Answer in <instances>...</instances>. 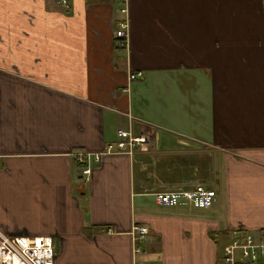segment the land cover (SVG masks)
Listing matches in <instances>:
<instances>
[{"label": "crops", "instance_id": "0c3cea01", "mask_svg": "<svg viewBox=\"0 0 264 264\" xmlns=\"http://www.w3.org/2000/svg\"><path fill=\"white\" fill-rule=\"evenodd\" d=\"M67 2L0 0V228L53 236L55 264H134L135 225L147 264H221L233 229L264 233V0ZM119 128L147 144L83 174ZM198 184L210 207L156 202Z\"/></svg>", "mask_w": 264, "mask_h": 264}, {"label": "built area", "instance_id": "2783aa9c", "mask_svg": "<svg viewBox=\"0 0 264 264\" xmlns=\"http://www.w3.org/2000/svg\"><path fill=\"white\" fill-rule=\"evenodd\" d=\"M69 7L67 0H63ZM121 17L115 20L114 36L117 46L130 51V17L127 1L120 8ZM142 71L130 70L129 81L142 77ZM120 140L110 142L103 151L97 153L77 152V160L84 165L83 173L90 175L95 163L103 156L117 152H132L137 144L148 140L144 134L133 135L131 131L119 128L116 134ZM88 179V177H87ZM217 196L213 188L198 184L191 188H181L175 191L158 192L156 200L166 206L190 205L195 208L210 207ZM112 232V228L108 229ZM134 264H147L138 256L145 252L144 244L154 242L156 237L151 229L144 225H135L132 230ZM56 246L53 236L10 235L0 228V264H55ZM221 264H264V233L245 228L233 229L230 240L222 248Z\"/></svg>", "mask_w": 264, "mask_h": 264}, {"label": "bare ground", "instance_id": "6f19581e", "mask_svg": "<svg viewBox=\"0 0 264 264\" xmlns=\"http://www.w3.org/2000/svg\"><path fill=\"white\" fill-rule=\"evenodd\" d=\"M133 135H135V134H133ZM117 140H120L119 139V137L117 136ZM116 140V141H117ZM147 144V140H146V142H144L143 144H137V145H135L133 148H132V152L130 153V152H127L128 150H124V151H122V152H117V153H112V154H123V153H126V154H134L135 153V151L137 150V148H139V147H141V148H144L145 147V145ZM107 155V154H106ZM97 164H99V163H95L94 165H97ZM92 168H94V167H92ZM91 172H92V170H91ZM84 174V173H83ZM91 174V173H90ZM171 191H175V190H171ZM160 192H167V191H160ZM156 193H158V192H156ZM156 193H155V199H156ZM156 202H157V200H156ZM158 203V202H157ZM158 204H160V203H158ZM160 205H162V204H160ZM163 206H166V205H163ZM178 206V205H177Z\"/></svg>", "mask_w": 264, "mask_h": 264}, {"label": "trees", "instance_id": "16d2710c", "mask_svg": "<svg viewBox=\"0 0 264 264\" xmlns=\"http://www.w3.org/2000/svg\"><path fill=\"white\" fill-rule=\"evenodd\" d=\"M84 232H85L86 234L90 235V233H91V229H90V227H86V228L84 229Z\"/></svg>", "mask_w": 264, "mask_h": 264}, {"label": "rangeland", "instance_id": "374dc122", "mask_svg": "<svg viewBox=\"0 0 264 264\" xmlns=\"http://www.w3.org/2000/svg\"><path fill=\"white\" fill-rule=\"evenodd\" d=\"M129 17H130V14H129ZM179 83L183 84L184 83L183 79L179 78ZM85 115L88 116V111L85 112L84 116Z\"/></svg>", "mask_w": 264, "mask_h": 264}]
</instances>
